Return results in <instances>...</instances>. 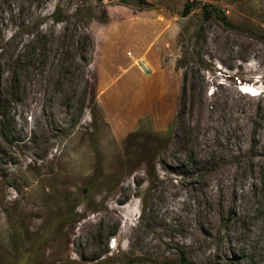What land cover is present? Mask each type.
<instances>
[{"label": "rangeland", "instance_id": "obj_1", "mask_svg": "<svg viewBox=\"0 0 264 264\" xmlns=\"http://www.w3.org/2000/svg\"><path fill=\"white\" fill-rule=\"evenodd\" d=\"M180 251L264 264V0H0V264Z\"/></svg>", "mask_w": 264, "mask_h": 264}, {"label": "trees", "instance_id": "obj_2", "mask_svg": "<svg viewBox=\"0 0 264 264\" xmlns=\"http://www.w3.org/2000/svg\"><path fill=\"white\" fill-rule=\"evenodd\" d=\"M193 9L192 4H190L189 2L186 3L182 15L183 16H187L191 13ZM212 11L208 10L207 8H205V16L206 18H209L212 15ZM58 14H59V9L56 8L54 13L52 14V20L55 23H61L64 20L63 19H58ZM81 14V10H76L75 13L73 14L74 17L78 18V16H80ZM218 16H220L219 12L217 14ZM165 141H163L162 139H160L159 137H149V136H143V138L140 139L139 143L137 144V146L135 145L133 150H141V148H145V149H151L152 148H156L157 149V158L159 156V153L162 151H165L168 148V144L164 143ZM138 157V153L135 151H131V154H128V158L129 160H134L137 159ZM149 157L147 156V158L144 159V163L148 164L150 159H148ZM110 184V180L107 181V185ZM180 262L181 264H196L192 261H190L187 257L186 254L183 251H180Z\"/></svg>", "mask_w": 264, "mask_h": 264}]
</instances>
